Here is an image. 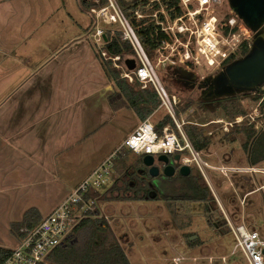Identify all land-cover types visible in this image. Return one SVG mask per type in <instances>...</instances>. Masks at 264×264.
<instances>
[{
    "label": "crops",
    "instance_id": "obj_1",
    "mask_svg": "<svg viewBox=\"0 0 264 264\" xmlns=\"http://www.w3.org/2000/svg\"><path fill=\"white\" fill-rule=\"evenodd\" d=\"M62 8L56 0H0V246L7 247L3 244L10 237L18 240L7 248L19 242L13 223L33 208L45 218L155 115L142 119L133 110L136 122L129 133L104 155L103 127L112 118L108 109L112 116L120 111L109 97L119 86L97 57V51L105 50L93 39L95 21L88 28L76 21L68 37H56V19H51ZM144 88L142 83L138 87ZM81 146L100 160L72 179ZM253 191L245 192L244 199ZM237 212L245 222L246 209L238 205L232 213Z\"/></svg>",
    "mask_w": 264,
    "mask_h": 264
},
{
    "label": "rangeland",
    "instance_id": "obj_2",
    "mask_svg": "<svg viewBox=\"0 0 264 264\" xmlns=\"http://www.w3.org/2000/svg\"><path fill=\"white\" fill-rule=\"evenodd\" d=\"M222 1L220 7L222 17L225 16L224 18L227 19L237 17L231 10L228 0ZM56 3L66 8L58 10L51 19V21L56 19V37H68L71 31L70 27L75 25L76 21L80 23L79 26L82 25L86 28L95 21L91 12L82 9L80 0H56ZM236 24H239V20ZM101 25L102 22L99 23V26ZM104 29L112 30L120 38V24L105 25ZM253 35L251 33V36ZM243 38L245 37L243 36ZM150 56L153 62L158 61L154 54H150ZM124 57L134 58V54L128 53ZM122 59L124 60V58ZM122 59L112 60L113 63L119 62L121 66L117 68L122 71L123 76L128 69ZM211 69L205 63L193 64L188 68L184 65H172L165 62L157 69V74L171 101L176 105L182 130L188 135L187 126L196 125L199 128H205L206 134L211 137L210 145L199 150L203 160L211 166L218 167L248 166L250 164L248 154L243 147L245 138L238 136L231 130L230 125L225 123L233 119L226 117L220 108L211 110L204 106V102L209 99L203 95L202 86L198 87V84L203 82L204 77L211 75ZM187 79H192L197 83L191 87L192 82H187ZM261 89H263L262 96H264V85ZM258 93L260 92H243L238 96L241 97V104L246 112L241 117L244 118L243 123H247V126L254 125L256 130L261 128L263 130L264 109L260 101L254 100L255 95H261ZM175 98L176 101H174ZM190 100L193 101V104L183 111L182 108ZM132 111V108H122L119 112L116 111L117 113L113 112L114 116H112V109H108V117L112 118L103 127L104 155H107L106 153L129 133L136 122ZM153 115L152 122L158 121L166 115L170 116L168 110L160 105ZM213 120H223L224 122L211 123ZM169 126L179 132L176 124V128L172 124ZM263 139L262 137L260 141L258 140L257 144L260 145ZM83 148L82 146L79 148L77 163L74 161L72 179H76L77 176L80 178L86 168L89 169L100 160L98 157H92L91 151L88 152L86 148ZM185 154L189 155L188 152ZM129 156L132 159L137 155L132 152L129 153ZM230 157L231 159H229ZM78 165H80V170L77 172ZM258 165L264 167V160L260 161ZM121 170L122 166L116 164L112 183L101 193L97 212L92 214V217L105 220L120 240L132 264H177L174 261L176 256L185 257L179 264H225L222 256L227 257V264H246L241 253L232 255L235 249V238L228 227L226 217L227 214L233 223H242L243 220H241L239 212L235 215L232 213V211H237L238 205L241 209H246L245 223L249 228L257 229L264 235V192L259 188L264 183V174L262 173L229 172L228 175H225L219 170L204 167L207 177L204 176V178L210 182L208 184L215 196V200L211 203L212 211L208 210L206 204L204 206L202 203L187 200H178L174 205L160 197L145 200L109 199V189L121 178ZM193 170L202 173L195 165ZM251 189L255 191L244 199L245 192ZM104 194L107 199L102 198ZM113 196H117V192ZM230 200L233 203L232 209L228 207ZM89 231V226H86L73 234L71 239L77 242L86 237ZM9 240L3 245L13 246L18 241L16 237H10ZM210 258H213V261H210Z\"/></svg>",
    "mask_w": 264,
    "mask_h": 264
},
{
    "label": "built area",
    "instance_id": "obj_3",
    "mask_svg": "<svg viewBox=\"0 0 264 264\" xmlns=\"http://www.w3.org/2000/svg\"><path fill=\"white\" fill-rule=\"evenodd\" d=\"M222 2V0H179L177 6L171 8L176 13L175 15L170 13L164 0H148L145 5L146 12L138 8L135 11L136 18L151 19L158 26L157 32L165 34L161 44L154 51V55L158 58L156 63L144 49L130 18L125 14L118 0H108L106 5L91 9L95 18L92 35L96 43L104 44L105 30L99 26V23L121 25L120 39L132 43L136 60V68L133 71L126 70L123 77L132 81L138 80L144 87L151 84L156 89L161 99L160 107H165L168 110L179 128L178 133L167 125L163 128L162 133L157 132V134L163 137L167 130L168 136L173 139L178 148V151L170 154H181L182 164L197 166L205 177L204 167L219 170L225 175H228L229 172L264 174V167L259 165L218 167L211 166L203 160L201 152L192 145L188 135L180 127L176 105L171 101L157 74V69L165 62L172 65H184L188 68L193 64L205 63L212 68L211 72L216 71L223 67L229 57L241 52L240 49L245 41L251 47L253 41L251 33H254L238 16L228 19L224 18L225 16L222 17L220 14ZM177 8L182 10L181 14H177ZM238 20L239 24H236ZM102 55L105 58L120 60V56L111 57L107 51H103ZM114 64L116 67L121 66L118 61H115ZM147 120L155 128L154 122L151 119ZM135 130L131 134H134ZM127 137L38 225L24 226L20 229L23 238L19 239L17 246L3 264H39L43 262L52 250L64 243L81 219L90 213L97 212L99 200L97 197L91 196V193L103 192L105 188L109 187L113 180L119 154L124 149L133 151L124 143ZM187 152L189 155L185 154ZM259 188L264 192V183ZM226 217L228 227L235 238V249L232 255L241 253L246 264H264V235L257 229L249 228L245 222L236 224L227 214ZM221 258L225 264L228 263L226 256ZM184 259V256H176L174 261L179 264ZM210 261H213V258H210Z\"/></svg>",
    "mask_w": 264,
    "mask_h": 264
},
{
    "label": "trees",
    "instance_id": "obj_4",
    "mask_svg": "<svg viewBox=\"0 0 264 264\" xmlns=\"http://www.w3.org/2000/svg\"><path fill=\"white\" fill-rule=\"evenodd\" d=\"M179 0H164L168 10L172 15H175L171 8L177 6ZM125 14L130 18L131 24L134 27L137 36L140 39L146 52L154 54L155 49L161 44L165 37L164 32H157V25L149 18H136L135 11L141 8L146 12L145 5L148 0H118ZM85 10L91 11L92 8H100L108 3V0H81ZM182 10L177 8V14H181ZM109 25V24H107ZM236 29V28H235ZM105 30V29H104ZM103 50L107 51L109 56H120L124 58L123 62L129 58L124 57L125 54L133 53L135 49L131 42L122 41L112 30H105ZM250 47L245 41L242 46L241 54L244 56L248 53ZM97 57L102 61L107 76L115 81L119 86V91L109 97V101L114 110L122 108H132L142 119H145L152 114L161 104V99L156 89L149 85L144 89H138L141 85L140 81L134 84L129 83L127 77L122 76V71L117 68L112 58H105L102 51H97ZM254 100L260 101L264 109V96L255 95ZM193 101L190 100L184 108L186 111ZM222 110L225 116L234 119L236 116L245 115V109L241 104L240 96H231L222 101ZM155 128L158 133H162L165 126L172 124L175 128V122L169 115L155 121ZM261 130V131H260ZM256 130L254 125L244 124L235 128V133H246L244 142L245 150L248 154L249 165L256 166L264 160V139L259 145L257 141L264 138V129ZM178 132V130H177ZM179 133V132H178ZM187 133L194 145L199 151L207 148L211 143V137L206 134L205 128H199L196 125L187 126ZM133 151L124 149L119 154L116 164L122 166L121 178L109 189V199L116 200H145L147 198L158 199L159 197L150 195L149 182L154 178L149 171L140 174L138 168L143 167V153L137 154L135 158L130 159L129 153ZM167 196L164 200L167 203L176 204L178 200H187L192 202L202 203L208 210H212V201L215 196L204 175L200 172L191 173L183 176L180 173L172 178H169L164 184ZM117 192V196H113ZM102 192H92L91 196L99 199ZM107 199L106 194L102 196ZM213 211V210H212ZM94 215V213H92ZM87 215L74 227L69 237L63 244L52 250L46 259L39 264H132L120 240L112 232L110 226L105 220H98ZM43 218L35 212V209L29 210L23 220L13 223L12 231L19 239L23 238L20 229L24 226L34 227L38 225ZM89 226V234L79 241H73V234L80 231L82 228ZM14 248L0 246V264L11 255Z\"/></svg>",
    "mask_w": 264,
    "mask_h": 264
},
{
    "label": "water",
    "instance_id": "obj_5",
    "mask_svg": "<svg viewBox=\"0 0 264 264\" xmlns=\"http://www.w3.org/2000/svg\"><path fill=\"white\" fill-rule=\"evenodd\" d=\"M231 10L246 24L254 33L252 45L248 53L241 58L227 64L212 83L214 93L221 97L240 92H255L264 85V0H228ZM106 40V37L104 36ZM128 70L136 68V60L129 58L125 61ZM181 154L176 155L179 160ZM159 159L167 163L164 174L172 176L175 167L168 164L166 155L162 154ZM153 154H145L143 162L150 167V174L156 176L159 169L154 165ZM182 175L187 176L191 172V166L182 164Z\"/></svg>",
    "mask_w": 264,
    "mask_h": 264
},
{
    "label": "flooded vegetation",
    "instance_id": "obj_6",
    "mask_svg": "<svg viewBox=\"0 0 264 264\" xmlns=\"http://www.w3.org/2000/svg\"><path fill=\"white\" fill-rule=\"evenodd\" d=\"M242 56L243 55L241 53L233 54L231 57H229L226 60V62L223 65L222 68H220L219 70H216V71H212L210 76L204 77L202 79L203 82H201V84L200 83L198 84V87L202 86V91H204L203 92L204 93L203 95L206 97V99H209V101L204 102V106L205 107H208L211 110H215V109H218V108L222 109V101L225 98H228V97H231V96H238L239 93H235V94H231V95H223L221 97H218L214 93V88H212V83L214 81V78L221 71H223L225 69V67L227 66V64L233 62L234 60H236L238 58H241ZM187 82H189V83L192 82L190 84L191 87H194L195 84L197 83L196 81H194L192 79H190V80L187 79ZM262 90L263 89L259 88L257 91H259L260 93H258V94H262L263 93ZM240 93H243V92H240ZM241 117H243V116L242 115L236 116L232 121L225 122V123H227L228 125H230V127L232 128L231 130L234 131L237 126H242L244 124H247V123H243L244 118H241ZM221 122H224V121L223 120H221V121L220 120L219 121L213 120L211 123H221ZM236 134L238 136H243L245 138V140H246V133L240 132V133H236ZM235 138H232V139H235ZM243 147H244V143H243ZM162 154L166 155V157L168 159V164H171V165H173L175 167V172H174V174L172 176H167L166 174H164V169H165L167 163L165 162L164 159H159V157ZM153 155L155 157L154 165L159 169V173H158V175L153 176L154 178L149 182V187L151 188L150 189V195L152 194V196L160 197V198L164 199L167 196V194L165 192V188H164V186H165L164 184L166 183V181L169 178H172V177L178 175L179 173L181 174L180 167L182 165V156L180 157L179 160H176V155L177 154H165V153H161V154H153ZM144 156H145V154L142 157V162H143ZM138 171H139L140 174L146 173V171H149L150 172V167L149 166H146L144 164V162H143V167L138 168ZM191 173H196L193 170V166H191V172H190V174Z\"/></svg>",
    "mask_w": 264,
    "mask_h": 264
},
{
    "label": "clouds",
    "instance_id": "obj_7",
    "mask_svg": "<svg viewBox=\"0 0 264 264\" xmlns=\"http://www.w3.org/2000/svg\"><path fill=\"white\" fill-rule=\"evenodd\" d=\"M124 143L137 154H170L178 151L175 142L168 136L167 130H165L163 137L159 136L153 124L147 119L137 126L134 134H130Z\"/></svg>",
    "mask_w": 264,
    "mask_h": 264
}]
</instances>
